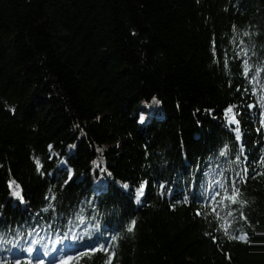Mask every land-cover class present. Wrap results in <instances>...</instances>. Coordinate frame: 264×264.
Instances as JSON below:
<instances>
[{
    "label": "trees",
    "instance_id": "16d2710c",
    "mask_svg": "<svg viewBox=\"0 0 264 264\" xmlns=\"http://www.w3.org/2000/svg\"><path fill=\"white\" fill-rule=\"evenodd\" d=\"M264 264V0H0V264Z\"/></svg>",
    "mask_w": 264,
    "mask_h": 264
},
{
    "label": "rangeland",
    "instance_id": "374dc122",
    "mask_svg": "<svg viewBox=\"0 0 264 264\" xmlns=\"http://www.w3.org/2000/svg\"><path fill=\"white\" fill-rule=\"evenodd\" d=\"M76 264H81L80 262H77Z\"/></svg>",
    "mask_w": 264,
    "mask_h": 264
}]
</instances>
